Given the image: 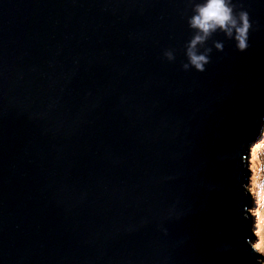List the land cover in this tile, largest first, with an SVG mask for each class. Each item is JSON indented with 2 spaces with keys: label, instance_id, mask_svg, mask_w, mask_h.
Segmentation results:
<instances>
[{
  "label": "water",
  "instance_id": "water-1",
  "mask_svg": "<svg viewBox=\"0 0 264 264\" xmlns=\"http://www.w3.org/2000/svg\"><path fill=\"white\" fill-rule=\"evenodd\" d=\"M193 2L0 0V264H261L264 0L185 71Z\"/></svg>",
  "mask_w": 264,
  "mask_h": 264
},
{
  "label": "clouds",
  "instance_id": "clouds-1",
  "mask_svg": "<svg viewBox=\"0 0 264 264\" xmlns=\"http://www.w3.org/2000/svg\"><path fill=\"white\" fill-rule=\"evenodd\" d=\"M187 23L193 36L185 47L186 62L182 65L185 71L205 70L212 48H205L202 51L201 46L216 32H221L226 39H231L240 51L248 47V34L251 27L249 14L246 10L237 13L233 0H194L192 13L187 18ZM213 47L217 51H222L223 41H214ZM165 56L169 61L175 59L172 51H166ZM252 192L257 199L255 215L258 219L259 234L264 239V182L254 185Z\"/></svg>",
  "mask_w": 264,
  "mask_h": 264
},
{
  "label": "rangeland",
  "instance_id": "rangeland-1",
  "mask_svg": "<svg viewBox=\"0 0 264 264\" xmlns=\"http://www.w3.org/2000/svg\"><path fill=\"white\" fill-rule=\"evenodd\" d=\"M253 144L250 146L249 154L253 152V155L249 157V179H248V191L249 195V211L252 214L251 218V231L253 233L252 246H257L258 254L262 257L261 264H264V239L259 234L257 216L255 215L257 210V199L252 188L254 185H259L264 182V127L259 136L255 137ZM255 175V177H254ZM255 178V179H254Z\"/></svg>",
  "mask_w": 264,
  "mask_h": 264
},
{
  "label": "bare ground",
  "instance_id": "bare-ground-1",
  "mask_svg": "<svg viewBox=\"0 0 264 264\" xmlns=\"http://www.w3.org/2000/svg\"><path fill=\"white\" fill-rule=\"evenodd\" d=\"M253 144V143H252ZM251 144V145H252ZM250 145V146H251ZM249 149H250V147H249ZM253 155V152H251L249 155H248V157H251ZM254 177H255V175H254ZM255 179V178H254ZM247 189H248V187H247ZM248 214L250 215V216H252V214L250 213V211L248 210ZM257 222H258V220H257ZM255 250H256V252L258 253V250H257V246L255 247Z\"/></svg>",
  "mask_w": 264,
  "mask_h": 264
},
{
  "label": "trees",
  "instance_id": "trees-1",
  "mask_svg": "<svg viewBox=\"0 0 264 264\" xmlns=\"http://www.w3.org/2000/svg\"><path fill=\"white\" fill-rule=\"evenodd\" d=\"M249 193H250V190H249ZM251 218H252V216H250ZM254 248V247H253ZM254 250H255V248H254ZM256 251V250H255ZM258 254V253H257Z\"/></svg>",
  "mask_w": 264,
  "mask_h": 264
}]
</instances>
